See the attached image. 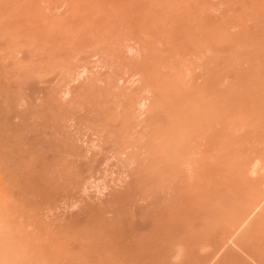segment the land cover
<instances>
[{"label": "rangeland", "instance_id": "rangeland-1", "mask_svg": "<svg viewBox=\"0 0 264 264\" xmlns=\"http://www.w3.org/2000/svg\"><path fill=\"white\" fill-rule=\"evenodd\" d=\"M0 264H264V0H0Z\"/></svg>", "mask_w": 264, "mask_h": 264}, {"label": "bare ground", "instance_id": "bare-ground-1", "mask_svg": "<svg viewBox=\"0 0 264 264\" xmlns=\"http://www.w3.org/2000/svg\"><path fill=\"white\" fill-rule=\"evenodd\" d=\"M96 192H97V190H96Z\"/></svg>", "mask_w": 264, "mask_h": 264}]
</instances>
